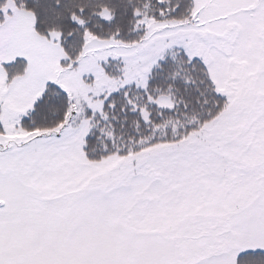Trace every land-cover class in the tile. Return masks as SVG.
Segmentation results:
<instances>
[{
  "label": "snow or ice",
  "instance_id": "snow-or-ice-1",
  "mask_svg": "<svg viewBox=\"0 0 264 264\" xmlns=\"http://www.w3.org/2000/svg\"><path fill=\"white\" fill-rule=\"evenodd\" d=\"M0 264H264V0H0Z\"/></svg>",
  "mask_w": 264,
  "mask_h": 264
}]
</instances>
